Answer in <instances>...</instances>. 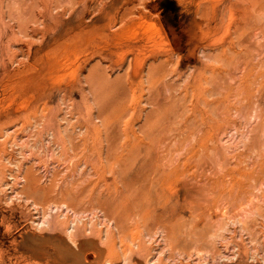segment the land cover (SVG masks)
<instances>
[{
    "label": "rangeland",
    "instance_id": "374dc122",
    "mask_svg": "<svg viewBox=\"0 0 264 264\" xmlns=\"http://www.w3.org/2000/svg\"><path fill=\"white\" fill-rule=\"evenodd\" d=\"M132 103L171 117L155 212L80 148ZM0 264H264V0H0Z\"/></svg>",
    "mask_w": 264,
    "mask_h": 264
},
{
    "label": "bare ground",
    "instance_id": "6f19581e",
    "mask_svg": "<svg viewBox=\"0 0 264 264\" xmlns=\"http://www.w3.org/2000/svg\"><path fill=\"white\" fill-rule=\"evenodd\" d=\"M142 41L143 40L140 42ZM129 64V71L140 66L139 62L134 61V59H131ZM158 69L162 70V68ZM131 78L132 76L128 77L127 85L133 88L134 84ZM144 89L147 90L148 98H154L159 90V79L154 75L153 69L149 71L146 83L142 84V91H144ZM197 92V89L192 91V96L195 97ZM197 98L204 99L203 92L200 93L199 91ZM134 99L135 96L132 100ZM152 100L157 101V99ZM205 103L206 102H204L203 105H205ZM153 107L157 115L155 119H153L152 129L149 134L143 132L141 136L133 129L134 121L137 120L135 116L138 115V113H135L136 107L134 103L122 110V113L128 116L125 120H107L105 118V120L102 121L103 128L106 130L104 134H102L98 126L92 124L89 119H86L87 125H85L84 136L86 141L81 143V147L77 145V149L80 147L82 150L88 152V154H86L85 151L82 153L85 155V158L88 157L87 160L90 159L89 163L91 164V169L101 174L102 177H104L105 172L108 171L112 176L118 175L123 178L125 188L130 191L134 192L135 186L137 188L145 187L148 192L155 191L156 194L159 192V198H157V200L154 198L157 205L152 208V211L155 212L158 206L161 207L166 205V203L170 202L171 196L175 195L173 191L175 187L173 185L175 183L174 179L176 174L178 173V166L167 167L168 165L162 164L164 157L160 155V147L156 145V143L161 146V143L166 138L161 135L163 133L161 131L163 127L161 128L160 124L170 120L171 117L160 110L161 105ZM179 115L182 117L181 114ZM186 118L187 116L185 115V119ZM146 119L149 118L146 116ZM121 122L122 129L119 127ZM120 139L121 141L119 142ZM89 140L90 142L87 143ZM125 178L128 180H124ZM64 205L66 204L63 203L62 206ZM135 205L138 206L136 207L137 210L134 215L143 220V222H146L150 213L148 211L142 212V210H148V208H143V203H136ZM46 223L47 219H43L38 225L45 226ZM73 231V226L72 228H67L68 239L75 244ZM110 234L111 231L107 232L106 239L110 238Z\"/></svg>",
    "mask_w": 264,
    "mask_h": 264
}]
</instances>
